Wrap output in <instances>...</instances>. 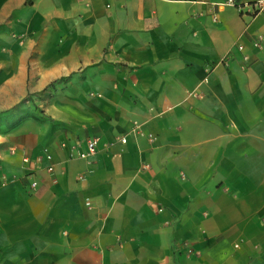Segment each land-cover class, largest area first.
I'll return each mask as SVG.
<instances>
[{"label": "crops", "instance_id": "1", "mask_svg": "<svg viewBox=\"0 0 264 264\" xmlns=\"http://www.w3.org/2000/svg\"><path fill=\"white\" fill-rule=\"evenodd\" d=\"M225 1L0 0L2 89L95 94L1 131L0 264H264V14Z\"/></svg>", "mask_w": 264, "mask_h": 264}, {"label": "rangeland", "instance_id": "2", "mask_svg": "<svg viewBox=\"0 0 264 264\" xmlns=\"http://www.w3.org/2000/svg\"><path fill=\"white\" fill-rule=\"evenodd\" d=\"M0 79H3L0 77ZM0 80V133L1 131H8L12 121L16 120V115H26V107L28 100H33V108L38 113L46 116L47 119L51 118V114H56L59 110L58 99H65L66 102L79 104L80 94L84 93L85 96L95 97L94 92H74V91H58L52 90H41V91H23V90H5L1 88ZM26 95V96H24ZM24 96V97H23ZM97 96L100 94L97 93ZM28 99V100H27ZM23 112L16 114L17 110Z\"/></svg>", "mask_w": 264, "mask_h": 264}, {"label": "built area", "instance_id": "3", "mask_svg": "<svg viewBox=\"0 0 264 264\" xmlns=\"http://www.w3.org/2000/svg\"><path fill=\"white\" fill-rule=\"evenodd\" d=\"M225 4H228V5L236 7L241 12V14H248L250 16H253V15L255 16L257 14H264V0H258L256 2H250V3H247V4H240L236 0H226ZM245 7L248 8L247 11H244ZM254 45H255V47H259V48L261 46L259 40H256L254 42ZM237 47H238V49H241V50L244 49V45L243 44H239ZM226 60H227L226 56L224 58H222V62H224ZM203 81L207 82L208 81V77H206ZM189 95H193V96H196L198 98L202 97V94L197 93L196 91L189 92ZM130 134L135 135V136L144 135L145 133H144V131L141 128V123L135 121L134 125H133V128L130 131ZM120 141L122 143H126L127 142V136H123L120 139ZM97 144H98V140L97 139H89L87 141L86 150L85 151H79L78 155L80 157H82V158H86L87 156L91 155L92 153H94L96 151ZM8 150L10 152H16L17 151V147L14 146V145H11V146L8 147ZM47 158L48 159H52L51 154L47 153ZM25 160H27V158H25ZM48 170L52 171L53 170V165L48 166ZM25 177L28 178V180L30 181L31 189L32 190L36 189L37 186H38V180L36 179V177L34 175V172H28L25 175ZM185 247H186V250H187V252L189 254H192V253L195 252L192 247H190L188 245H186Z\"/></svg>", "mask_w": 264, "mask_h": 264}]
</instances>
